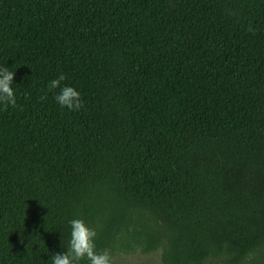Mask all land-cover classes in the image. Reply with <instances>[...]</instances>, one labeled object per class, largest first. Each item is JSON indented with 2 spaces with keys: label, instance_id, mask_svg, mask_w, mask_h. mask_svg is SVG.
I'll list each match as a JSON object with an SVG mask.
<instances>
[{
  "label": "trees",
  "instance_id": "16d2710c",
  "mask_svg": "<svg viewBox=\"0 0 264 264\" xmlns=\"http://www.w3.org/2000/svg\"><path fill=\"white\" fill-rule=\"evenodd\" d=\"M4 67L0 264H52L73 219L111 256L264 264V0H0Z\"/></svg>",
  "mask_w": 264,
  "mask_h": 264
},
{
  "label": "clouds",
  "instance_id": "9594fccd",
  "mask_svg": "<svg viewBox=\"0 0 264 264\" xmlns=\"http://www.w3.org/2000/svg\"><path fill=\"white\" fill-rule=\"evenodd\" d=\"M14 75L15 72L9 71L7 67L0 68V105H3L5 110L9 105L16 106L12 87ZM65 79L64 74H60L57 79L50 81L48 90L60 88L59 93L54 97L56 103L61 108L79 111L83 106L81 94L71 86L65 85L61 88V82ZM69 223L71 228L69 246L64 253L52 256V264H80L85 259L89 264H113L110 249L96 251L94 240L97 232L94 229L89 228L81 219H73Z\"/></svg>",
  "mask_w": 264,
  "mask_h": 264
},
{
  "label": "rangeland",
  "instance_id": "374dc122",
  "mask_svg": "<svg viewBox=\"0 0 264 264\" xmlns=\"http://www.w3.org/2000/svg\"><path fill=\"white\" fill-rule=\"evenodd\" d=\"M113 264H162L160 250L143 254L139 250L134 253L115 252L112 256Z\"/></svg>",
  "mask_w": 264,
  "mask_h": 264
}]
</instances>
